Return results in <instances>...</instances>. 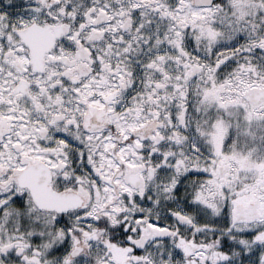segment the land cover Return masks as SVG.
Instances as JSON below:
<instances>
[{"label": "snow or ice", "instance_id": "1", "mask_svg": "<svg viewBox=\"0 0 264 264\" xmlns=\"http://www.w3.org/2000/svg\"><path fill=\"white\" fill-rule=\"evenodd\" d=\"M0 264H264V0H0Z\"/></svg>", "mask_w": 264, "mask_h": 264}]
</instances>
